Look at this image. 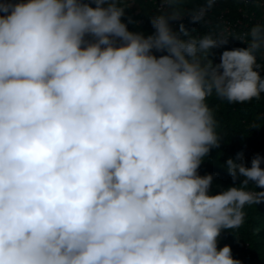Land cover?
I'll list each match as a JSON object with an SVG mask.
<instances>
[{"label":"clouds","instance_id":"9594fccd","mask_svg":"<svg viewBox=\"0 0 264 264\" xmlns=\"http://www.w3.org/2000/svg\"><path fill=\"white\" fill-rule=\"evenodd\" d=\"M129 2L0 0V264H241L217 243L264 203L262 158L228 159L243 179L215 195L198 169L222 142L206 98L264 93V24L213 64L229 35L172 31L186 0H160L147 37Z\"/></svg>","mask_w":264,"mask_h":264},{"label":"trees","instance_id":"16d2710c","mask_svg":"<svg viewBox=\"0 0 264 264\" xmlns=\"http://www.w3.org/2000/svg\"><path fill=\"white\" fill-rule=\"evenodd\" d=\"M155 1L160 0H137L136 3L129 2L125 15L121 18V22L125 23L127 30L134 33H142L145 37L154 34L155 29L151 20L154 16L161 12L157 11ZM240 0H217L212 9L214 10L212 20L213 24L207 26L192 23L190 20L183 21L185 29L192 37L199 38L205 34L213 33L217 35L220 27L216 20V14L224 7H230L233 17L236 16L237 6ZM95 7L94 4H90ZM204 7V0H186L185 3L179 5L182 13L191 12L195 9ZM131 21V22H129ZM181 23H175L174 20L169 21V26L174 32H178V26ZM195 30V31H193ZM182 40L188 37L180 36ZM236 48H246L237 39H228V44L217 49H211L209 57L213 64L220 63L219 57L225 50ZM259 53V52H258ZM257 53V54H258ZM156 56L165 55L164 52H155ZM260 65V76L264 78V62L261 59L256 61ZM255 70V69H254ZM206 103L213 110L217 121V131L222 137L219 148L211 149L208 156L203 160L198 174H212L213 181L210 187V193L215 195L229 187L239 186L242 177L233 183L225 168V162L233 159L235 162L237 154H242L243 162L246 167L251 166V159L257 154L262 158L260 167L264 169V93H261L259 100L252 99L245 103H228L215 96L206 98ZM259 124L261 127L253 128L252 125ZM249 191H264V189L256 188L254 183L249 182ZM245 220L238 229L223 230L218 238V249L228 245L232 251V257L241 261V264H264V203L259 205L245 206Z\"/></svg>","mask_w":264,"mask_h":264},{"label":"built area","instance_id":"2783aa9c","mask_svg":"<svg viewBox=\"0 0 264 264\" xmlns=\"http://www.w3.org/2000/svg\"><path fill=\"white\" fill-rule=\"evenodd\" d=\"M157 11H168L169 9L162 8L160 1L156 2ZM214 10H209L202 21V24L211 26L213 24L212 16ZM190 12L184 13L185 15L180 20H174L175 23H181L183 21L190 20L187 15ZM236 16L233 17V13L230 7H224L220 9L216 14V20L218 21L220 27L218 29L217 35L224 33L229 35V39L232 37H244V42L241 44L247 47V42L250 40V36L246 34L250 29L257 24H264V0H240V4L236 9ZM198 27V24H195ZM257 59H261L264 62V52H259L257 54Z\"/></svg>","mask_w":264,"mask_h":264}]
</instances>
